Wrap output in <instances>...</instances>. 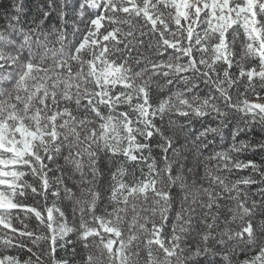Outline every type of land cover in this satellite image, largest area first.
<instances>
[{"label":"clouds","instance_id":"clouds-1","mask_svg":"<svg viewBox=\"0 0 264 264\" xmlns=\"http://www.w3.org/2000/svg\"><path fill=\"white\" fill-rule=\"evenodd\" d=\"M0 264H264V0H0Z\"/></svg>","mask_w":264,"mask_h":264}]
</instances>
